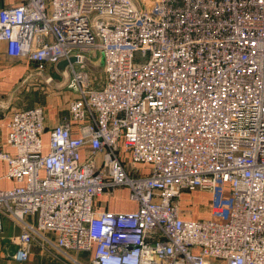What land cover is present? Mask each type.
<instances>
[{"label":"built area","instance_id":"2783aa9c","mask_svg":"<svg viewBox=\"0 0 264 264\" xmlns=\"http://www.w3.org/2000/svg\"><path fill=\"white\" fill-rule=\"evenodd\" d=\"M0 40L38 77L76 57L68 115L16 109L0 148L14 260L41 241L73 264H264V0H17ZM195 190L225 220L183 217ZM125 192L134 208L98 209Z\"/></svg>","mask_w":264,"mask_h":264},{"label":"crops","instance_id":"0c3cea01","mask_svg":"<svg viewBox=\"0 0 264 264\" xmlns=\"http://www.w3.org/2000/svg\"><path fill=\"white\" fill-rule=\"evenodd\" d=\"M15 2L17 0H0V9ZM47 70L55 78L62 79L64 77V79L60 80L61 83L58 82L57 86L52 85V89L51 87L45 89L44 92L50 93L42 97L38 90L43 88L35 83L40 78L35 70V64L10 57L7 54L6 42L0 40V148L13 151V148L6 145V140L10 132L8 123L12 112L16 109L44 105L46 108V124L49 128L68 115L67 100L69 95L66 91L68 69L62 70L57 64L56 66L48 67ZM30 73L35 76L32 77L31 81L23 85L25 77ZM59 89H61L60 93ZM6 172L7 163L0 159V176H2L0 178V190L10 188L16 184L14 179L4 176ZM97 205L99 210L106 208L128 210L135 207L132 202L127 201L122 204L124 207L120 208L119 201L115 197L111 198L108 195L100 196ZM179 207L183 217L186 218L204 219L209 216L216 217L211 206V195L205 191L195 190L185 193L179 200ZM29 219H32V217H29ZM2 220L0 264H73L56 249L45 247L41 241H35L31 245L30 256L26 262L21 263L14 260L12 255L17 247L16 238L21 232V227L9 217H4ZM91 256L89 253L84 252L79 255V258L83 262H88Z\"/></svg>","mask_w":264,"mask_h":264},{"label":"rangeland","instance_id":"374dc122","mask_svg":"<svg viewBox=\"0 0 264 264\" xmlns=\"http://www.w3.org/2000/svg\"><path fill=\"white\" fill-rule=\"evenodd\" d=\"M136 54H137V58L138 59H143L144 57H143V55H142V52L141 51H138V52H136ZM93 59V63L94 64H91V66L93 67V70L94 71H97V72H100L101 71V69H102V59H100L99 58V54H95V56H94V58H92ZM47 73H48V70L46 71ZM42 73L41 74V76H40V78H38V79H41L42 80V82H40V81H38L37 82V80H36V84H38V86H41L43 89H39L38 91H40V95L42 96V97H45V96H47L50 92H44L45 91V89H47L48 87H51V89H52V85L53 86H57V84H58V82H60V80H63L64 79V77H62V79H59L58 77H54V79H55V82L54 83H50V84H46L45 83V78H46V76H47V73ZM65 82H66V80L64 81V84H65ZM33 83H34V80H33ZM61 83V82H60ZM63 83V82H62ZM49 133H46L45 135H44V142L46 143V144H48V142H49ZM122 193H123V191H122ZM113 198V197H112ZM128 196H127V193L125 192V194L123 195V196H121L120 197V195H117L116 197H115V199L116 200H118L119 201V207L120 208H123L124 206L122 205L124 202H127V201H129L128 200ZM218 204H219V206L221 207H218L217 205H215V210L216 211H218L217 212V215H216V217L215 216H213V217H208V218H213V219H218V220H225V218H226V214H227V211H225V206H226V196H224V197H222L220 200H218ZM203 215V214H202ZM204 219H206V218H204Z\"/></svg>","mask_w":264,"mask_h":264},{"label":"water","instance_id":"95a60500","mask_svg":"<svg viewBox=\"0 0 264 264\" xmlns=\"http://www.w3.org/2000/svg\"><path fill=\"white\" fill-rule=\"evenodd\" d=\"M76 61V57L72 56L69 59H65L62 60L58 63V67L62 70H65L67 68V66L71 63V62H75Z\"/></svg>","mask_w":264,"mask_h":264}]
</instances>
